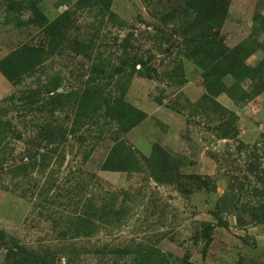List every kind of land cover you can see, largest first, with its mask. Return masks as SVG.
Segmentation results:
<instances>
[{
	"label": "rangeland",
	"instance_id": "rangeland-1",
	"mask_svg": "<svg viewBox=\"0 0 264 264\" xmlns=\"http://www.w3.org/2000/svg\"><path fill=\"white\" fill-rule=\"evenodd\" d=\"M0 264H264V0H0Z\"/></svg>",
	"mask_w": 264,
	"mask_h": 264
}]
</instances>
